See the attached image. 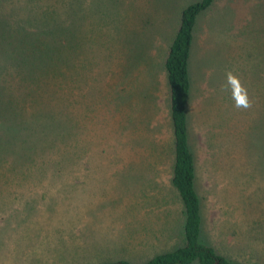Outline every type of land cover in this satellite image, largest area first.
<instances>
[{"label":"rangeland","instance_id":"obj_1","mask_svg":"<svg viewBox=\"0 0 264 264\" xmlns=\"http://www.w3.org/2000/svg\"><path fill=\"white\" fill-rule=\"evenodd\" d=\"M53 1L0 0V21L9 26L14 20L25 32L22 24L46 11L37 4ZM199 1L74 0L79 19L81 12L94 17L110 10L109 37L118 41V50L103 40L102 68H83L84 97L74 111L79 133H71L74 139L83 135L81 164L44 184L39 177L30 184L0 177V264H143L182 246L185 216L171 185L169 149L166 156L159 151L162 133L157 136L156 126L168 106L164 57L182 10ZM196 23L190 107L197 114L191 143L202 241L227 259L264 264V0H213ZM118 26L126 32L115 33ZM15 34L9 27L0 34L1 52L14 54ZM0 63L8 70L0 98L19 95L11 99L20 101L13 107L26 110L32 133L38 126L34 104L31 110L25 98L30 87L14 63ZM228 71L246 87L248 110L235 108ZM162 129L169 136V124Z\"/></svg>","mask_w":264,"mask_h":264},{"label":"trees","instance_id":"obj_2","mask_svg":"<svg viewBox=\"0 0 264 264\" xmlns=\"http://www.w3.org/2000/svg\"><path fill=\"white\" fill-rule=\"evenodd\" d=\"M73 3L74 0H54L50 5L37 4L46 11L36 21L26 20L22 24L25 32L16 29L12 23H17L14 20L9 19V26L6 25V19L0 21V34L8 27L10 32L17 33L10 36L14 54L0 51V61L14 63L17 72L30 87L25 98L29 97L30 101L27 103H32L31 110L34 104L35 124L38 126H35V131L29 132L26 110L13 107L17 101L11 99L18 100L19 95L10 92L9 99L0 98V177L3 179L11 180L12 177L13 180L30 184L39 177L38 183L44 184L45 181L48 182L49 176L53 177L56 173L61 175L74 162H82L84 150L78 144L83 135L81 133L74 139L71 133H79L76 127L80 123L74 111L80 107L84 97L79 85L85 77L83 68L88 66L86 70H90L94 67V71L98 67L102 68V56L99 55L100 49H103L102 41L110 42L112 51L117 49L118 41L109 37L114 28L110 10L103 15L101 12L96 13L94 17L81 12L79 19ZM212 3L213 0H200L182 10L162 65L169 95L168 106L165 107L166 118L160 117L156 132L157 136L162 133L158 138L159 151L166 156L169 149L167 154L172 162L171 185L185 216L184 241L181 247L157 254L143 264H246L244 261L219 255L202 241L201 236L197 163L191 143L194 138L192 122L194 123L193 118L196 119L197 114H193L190 105L193 98V78H196V58L193 56V49L197 44V39L194 40L196 20ZM21 6L26 8L25 3ZM101 15L103 20L110 22L105 24L100 19ZM115 28V33L126 32L122 26ZM31 30L33 35L29 39L26 34ZM37 31H40L38 36ZM45 40H48V44ZM1 65L2 63L0 85L6 73L8 75V70H2ZM140 80L143 83L145 77ZM154 84L159 89L157 79L153 81ZM147 85L142 87L145 92ZM167 123L170 126L169 136L166 133L164 135L166 130L162 129ZM65 193L62 190L60 195L65 196ZM28 197L31 198H26ZM20 198L23 195L20 194ZM53 208L57 211L56 206ZM106 264L132 263L121 260Z\"/></svg>","mask_w":264,"mask_h":264},{"label":"clouds","instance_id":"obj_3","mask_svg":"<svg viewBox=\"0 0 264 264\" xmlns=\"http://www.w3.org/2000/svg\"><path fill=\"white\" fill-rule=\"evenodd\" d=\"M227 85L231 90V98L237 109H249L252 107L246 87L243 86L238 75L232 71L226 73Z\"/></svg>","mask_w":264,"mask_h":264},{"label":"crops","instance_id":"obj_4","mask_svg":"<svg viewBox=\"0 0 264 264\" xmlns=\"http://www.w3.org/2000/svg\"><path fill=\"white\" fill-rule=\"evenodd\" d=\"M197 44H198V41H197ZM217 55H218V53H217ZM195 58H196L195 63H197L198 57L195 56ZM247 110H248V109H247Z\"/></svg>","mask_w":264,"mask_h":264}]
</instances>
